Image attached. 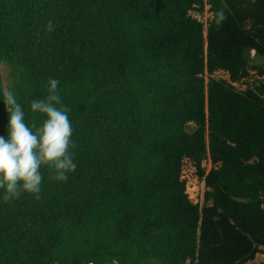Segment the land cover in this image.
I'll list each match as a JSON object with an SVG mask.
<instances>
[{"label":"trees","instance_id":"trees-1","mask_svg":"<svg viewBox=\"0 0 264 264\" xmlns=\"http://www.w3.org/2000/svg\"><path fill=\"white\" fill-rule=\"evenodd\" d=\"M207 5L206 27L192 11ZM251 49L264 57V0H0V96L14 89L38 124L30 102L58 78L77 144L67 183L42 168L39 201L0 202V264H246L264 253V81L234 85L264 76ZM6 120L0 106V134ZM185 159L205 179L202 204L186 191Z\"/></svg>","mask_w":264,"mask_h":264},{"label":"clouds","instance_id":"clouds-1","mask_svg":"<svg viewBox=\"0 0 264 264\" xmlns=\"http://www.w3.org/2000/svg\"><path fill=\"white\" fill-rule=\"evenodd\" d=\"M215 18L218 23L222 21L223 12L215 13ZM53 31L54 23L49 20L46 33ZM59 86L58 78H48L42 98L30 102L29 111L40 117L38 124L28 123L14 89L0 96V106L7 115L5 134H0V202H14L25 194L39 201L42 168H47L49 178L59 183H67L76 172L77 144L72 139L74 129Z\"/></svg>","mask_w":264,"mask_h":264},{"label":"rangeland","instance_id":"rangeland-1","mask_svg":"<svg viewBox=\"0 0 264 264\" xmlns=\"http://www.w3.org/2000/svg\"><path fill=\"white\" fill-rule=\"evenodd\" d=\"M192 15L194 17H197L201 22H203L206 27L209 21L213 17L212 11L210 10V5H207L204 12L202 13L192 11ZM253 58H254L253 61H256L261 66H264V57L258 56L255 53ZM0 73L3 75L5 81H7L9 78V69L7 65L3 64L0 66ZM212 76L227 80L230 79V74L223 70L216 71L215 73L212 74ZM261 80L264 81V76H260L257 70H252L250 76L239 82L234 83V85L238 89L244 90L247 87L254 85ZM202 166L206 169V172H208L213 167L212 162L209 158L203 160ZM182 174H183L182 179L186 180V191L189 197L196 203L197 202H200L201 204L204 203L205 192L207 190L206 183H205V179L199 176L198 168L195 162L190 159H185ZM246 264H248V262Z\"/></svg>","mask_w":264,"mask_h":264},{"label":"crops","instance_id":"crops-1","mask_svg":"<svg viewBox=\"0 0 264 264\" xmlns=\"http://www.w3.org/2000/svg\"><path fill=\"white\" fill-rule=\"evenodd\" d=\"M264 263V253H258L254 260L248 262V264H262Z\"/></svg>","mask_w":264,"mask_h":264},{"label":"water","instance_id":"water-1","mask_svg":"<svg viewBox=\"0 0 264 264\" xmlns=\"http://www.w3.org/2000/svg\"><path fill=\"white\" fill-rule=\"evenodd\" d=\"M255 53H256V49H251V51H250V55H251L252 57L255 55Z\"/></svg>","mask_w":264,"mask_h":264},{"label":"built area","instance_id":"built-area-1","mask_svg":"<svg viewBox=\"0 0 264 264\" xmlns=\"http://www.w3.org/2000/svg\"><path fill=\"white\" fill-rule=\"evenodd\" d=\"M193 264H201V263L199 262V260H196Z\"/></svg>","mask_w":264,"mask_h":264}]
</instances>
